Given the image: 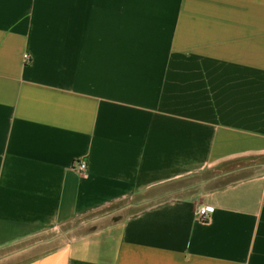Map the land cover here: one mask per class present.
Segmentation results:
<instances>
[{"label": "crops", "instance_id": "obj_1", "mask_svg": "<svg viewBox=\"0 0 264 264\" xmlns=\"http://www.w3.org/2000/svg\"><path fill=\"white\" fill-rule=\"evenodd\" d=\"M0 264H264V0H0Z\"/></svg>", "mask_w": 264, "mask_h": 264}, {"label": "built area", "instance_id": "obj_2", "mask_svg": "<svg viewBox=\"0 0 264 264\" xmlns=\"http://www.w3.org/2000/svg\"><path fill=\"white\" fill-rule=\"evenodd\" d=\"M29 56H25V59H28ZM75 169L82 173L85 174L87 171V165L85 161H79L76 163L75 165ZM214 212V209L211 207H202L201 209H199L198 211V220L201 223H204L206 225H210L212 223V214Z\"/></svg>", "mask_w": 264, "mask_h": 264}, {"label": "rangeland", "instance_id": "obj_3", "mask_svg": "<svg viewBox=\"0 0 264 264\" xmlns=\"http://www.w3.org/2000/svg\"><path fill=\"white\" fill-rule=\"evenodd\" d=\"M50 235L51 236L49 237L50 238L49 243L41 246L39 248V252L42 250H47L50 247H54L59 243H63V241L67 238L66 233L62 229H59L58 231H53L50 233Z\"/></svg>", "mask_w": 264, "mask_h": 264}]
</instances>
